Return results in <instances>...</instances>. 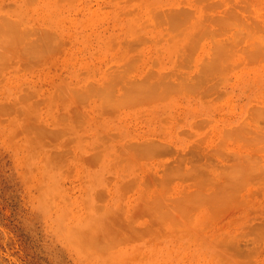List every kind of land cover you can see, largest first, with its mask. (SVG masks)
I'll use <instances>...</instances> for the list:
<instances>
[{"label": "rangeland", "instance_id": "rangeland-1", "mask_svg": "<svg viewBox=\"0 0 264 264\" xmlns=\"http://www.w3.org/2000/svg\"><path fill=\"white\" fill-rule=\"evenodd\" d=\"M0 264H264V0H0Z\"/></svg>", "mask_w": 264, "mask_h": 264}]
</instances>
